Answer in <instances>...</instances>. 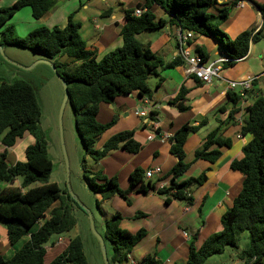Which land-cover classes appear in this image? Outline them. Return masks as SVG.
I'll use <instances>...</instances> for the list:
<instances>
[{
	"label": "trees",
	"instance_id": "16d2710c",
	"mask_svg": "<svg viewBox=\"0 0 264 264\" xmlns=\"http://www.w3.org/2000/svg\"><path fill=\"white\" fill-rule=\"evenodd\" d=\"M58 1L17 0L8 7L0 8V30L22 9L28 8L32 19L38 21ZM152 6L163 9L171 19L156 20L150 12ZM232 6L234 3L217 4L215 0H145L144 4L135 7L146 10L139 17L133 16L132 9L124 11L126 23L120 31L122 45L99 60L80 37L79 24L73 22V14L67 17L63 27H38L23 39L14 36L12 27L7 28L0 33V45L23 47L52 62L57 74L67 84L75 130L84 155L99 162L117 150L128 154H137L141 150V145L134 140V131L120 132L108 139L101 150L95 148L102 134L117 121L114 115L109 122L99 123L96 120L99 105H110L117 97L129 94L150 100L149 77L156 76L159 69H172L184 64L179 57L164 63L137 36L173 24L184 34L219 39L229 60L223 64V68H229L247 55L250 42L264 37V4L257 6L263 23L256 34L245 31L231 40L221 32L219 25L227 19ZM195 53L203 61L208 60V55L201 48H196ZM186 94L187 90L181 88L167 105L180 113L186 112L189 109ZM230 98L237 104L239 96L231 95ZM233 113L229 115L231 120ZM40 114V105L30 84L22 79L7 83L0 78V183L20 181L19 187L10 186L0 190V223L5 227L8 245L13 246L22 238H28L9 259H4L0 252V264H43L45 245L50 237L69 233L76 224L70 207L73 200L69 196L64 198L57 185L49 182L53 165L47 154L45 135L39 127ZM153 115L151 111L149 120L153 119ZM201 124L196 127L183 125L169 139V153L177 162L167 175L169 186L166 188L155 190L156 181L143 182L145 171L140 168L130 173L129 187L124 191L119 188L116 177L84 171L87 186L99 195V201L95 203L97 208L100 202L114 196H119L130 205L128 195L131 192L138 195L155 192L163 197L164 204L174 200L191 206L193 190L207 181L209 168L196 178L181 182L177 179L195 161L214 164L223 150L232 145L231 139L223 134L224 128L216 127L195 151L193 160L186 162L183 147ZM26 134L33 138V144L25 149L22 161L8 166L9 150ZM240 134L250 137L242 147V158L230 163V169L242 176L240 191L232 200V206L220 217L221 230L218 233L209 236L198 248L194 246L193 236L185 264H204L207 258L220 255L227 248L239 251L236 258L240 264H264V96L255 98L245 107ZM81 161L84 162V158ZM55 203L58 206L52 207ZM121 220L120 213L116 212L104 222L102 237L106 249L109 248L111 252L109 264L126 262L133 248L146 235L143 229L134 234L120 229ZM243 233H247L248 245L239 250ZM49 264H87L80 237L71 238L66 249ZM138 264L161 262L152 254L143 257Z\"/></svg>",
	"mask_w": 264,
	"mask_h": 264
},
{
	"label": "crops",
	"instance_id": "0c3cea01",
	"mask_svg": "<svg viewBox=\"0 0 264 264\" xmlns=\"http://www.w3.org/2000/svg\"><path fill=\"white\" fill-rule=\"evenodd\" d=\"M16 1L0 0V8L8 7ZM215 1L217 4L234 3V6L228 10L227 19L219 25V30L229 39H235L245 31L256 34L260 30L263 19L257 6L263 5L264 0ZM144 2L145 0H59L56 6L38 21H34L30 10L24 8L19 13L21 12L26 20V23H22L25 31L20 32L27 35L38 27L47 29L63 27L67 17L73 14V22L79 24L80 37L86 43L87 49L97 54V60H99L122 45L120 31L126 23L124 11L140 10L135 7ZM150 12L154 14L156 20L171 19L163 9L157 6H152ZM183 35L184 32L177 26L166 24L158 30L138 35L137 39L140 41L139 38L142 37L140 42L147 44L153 53L163 59L164 63H170L177 57L183 60V51L189 55L197 54L196 48H201L208 55L207 61L217 62L219 59L226 58L219 39L192 35L188 41L180 45L179 37ZM3 49L6 48L2 47ZM223 64L219 65L220 80L213 77L209 84H203L189 75L186 72L185 63L172 69H159L157 75L152 76L153 80L148 81L151 91V99H146L148 106L136 94L117 97L110 105H99L96 117L99 123L109 122L114 115L117 116V121L102 134L103 142L101 139L102 143L100 142L96 149L103 146L112 136L123 131H134V140L141 145V150L137 154L117 150L99 161L105 167L102 175L109 178L116 177L118 186L123 191L128 189L129 175L136 168L144 170L145 173L156 168L160 169V174L154 175L151 179L144 177L143 182L155 183L156 181L155 190L169 186L167 175L177 162V159L169 153V139L183 125L196 127L202 123L197 131L188 137L183 147L185 159L189 163L205 137L216 127L224 128V136L232 141L231 147L223 150L221 157L214 164L202 160L195 161L177 179L181 182L196 178L209 168L206 174L207 181L193 190L191 206L174 200L164 204L163 199H160L155 192L147 195L131 192L128 195L130 206L135 208L133 215L127 216L128 218L120 214L122 218L120 229L130 234L143 229L146 235L133 248L128 255V260L122 264H138L143 257L152 254H155L161 264H185L193 236H195L194 246L198 248L205 239L221 230L220 217L232 206V200L241 188L242 176L230 169V163L242 158V147L250 139L249 136L243 137L240 134L244 109L255 98L263 96L264 37L250 42L247 55L231 67L223 68ZM15 77L16 74H13L11 79H17ZM252 79L256 80L252 83V89L247 92L244 101L239 99L237 104H234L230 96H239L240 90L229 91L227 83ZM181 88L187 90L186 105L189 107L183 113L167 105L168 101L177 96ZM145 107L154 112L152 120H149V115L140 116L139 112ZM232 112L234 113L231 120L229 115ZM30 137L26 134L9 150L6 160L8 166L20 161V156H16L14 151L15 147L22 142L26 144L21 155L24 159L25 149L34 141ZM8 159H11L9 163ZM192 172L193 176L190 175ZM19 184V180H15L12 184L1 182L0 190L10 186L19 187ZM101 233L103 236L104 229ZM70 239H65L62 235L58 236L56 244H53L52 250L56 253L52 260L66 249ZM27 240L28 238L25 237L13 246L8 245L5 227L0 223V252L4 259H9ZM45 249L47 254L46 245ZM228 249H225L223 253ZM231 250L233 251L231 256L235 257L233 264H240L236 258L239 251ZM231 256H229L230 260ZM48 262L49 260L43 264H49Z\"/></svg>",
	"mask_w": 264,
	"mask_h": 264
},
{
	"label": "rangeland",
	"instance_id": "374dc122",
	"mask_svg": "<svg viewBox=\"0 0 264 264\" xmlns=\"http://www.w3.org/2000/svg\"><path fill=\"white\" fill-rule=\"evenodd\" d=\"M22 23H26V20L23 18L21 12H18L16 16L9 19L0 30V33L12 27L14 36L18 39H23L28 34L23 35L25 34L23 33L25 30ZM22 30L23 32L21 33L20 31ZM139 39L142 41V37ZM1 47L6 48L5 50L3 49V53L7 60L0 54V78H3L7 82H12L11 78L13 74H16L15 78L22 79L32 86L39 102L41 109L39 127L45 135L47 154L53 165L49 182L57 185L64 198L68 196L70 198L71 196L74 197L79 205L90 212L94 230L102 237L101 232L104 229V222L106 220L115 212L123 214V216L128 218L127 216L133 215L135 206L133 208L119 196H114L108 201L100 202V207L97 208L95 203L99 201V195L89 189L83 178V173L84 171L103 173L105 172V167L84 155L75 130L73 110L69 103L63 109L61 127L59 126L58 115L63 98L60 80L49 65L41 62L45 60L41 54L15 45H1ZM62 61H66V59H62ZM151 80H153L152 76L149 77L148 81ZM262 94L264 96V90ZM101 137L96 143L95 148L101 142ZM25 145V142H22L16 146L17 148L15 147L14 153L16 156H20V161L23 159L21 155L23 154L22 151ZM101 149L102 146L99 150ZM111 154L113 153L108 154V156ZM11 157L13 158V156ZM83 158L84 162L81 161ZM10 161L11 159H8V163ZM192 171L194 172L195 170ZM193 172L190 173L191 176H193ZM159 198L163 199L160 196ZM70 205L76 224L69 233L62 234V237L67 239L79 236L82 241L83 253L87 264H104L98 241L91 232L87 215L75 203H71ZM55 206H58V203H55L52 207ZM45 216L47 217V214ZM58 236L61 235L51 236L49 242L46 244L47 254L44 257V263H47L48 260L50 262L55 256L56 251L52 249L53 244H56ZM239 245L240 250L246 248L248 245L247 233H243L240 236ZM106 250L107 259H110L111 252L109 248ZM231 253L233 251L229 248L222 255L207 258L204 264H233L235 257L231 256ZM229 256L232 257L231 260Z\"/></svg>",
	"mask_w": 264,
	"mask_h": 264
},
{
	"label": "built area",
	"instance_id": "2783aa9c",
	"mask_svg": "<svg viewBox=\"0 0 264 264\" xmlns=\"http://www.w3.org/2000/svg\"><path fill=\"white\" fill-rule=\"evenodd\" d=\"M241 3V2H240ZM143 11L141 10H135L133 12V16L139 17ZM191 38V34L187 33L183 36L179 37V44L182 45L186 41H188ZM183 60L186 66V72L189 75H192L195 79L199 80L203 84H209L212 80V78H217L220 80L219 72L220 68L219 65L221 63L229 62L228 59L223 58L219 59L217 62H210V61H203L201 57L197 54H190L186 53L185 51L182 52ZM256 79L252 80H243V81H229L227 83V89L229 91H233L235 89H239V99L243 100L246 98V94L248 91L252 89V83ZM144 100V104L148 106V102L146 99ZM151 110L150 108H144L141 109L140 116H148L150 114ZM160 174V169L156 168L155 170L148 171L145 173L146 179H151L154 175ZM135 264V263H133Z\"/></svg>",
	"mask_w": 264,
	"mask_h": 264
},
{
	"label": "water",
	"instance_id": "95a60500",
	"mask_svg": "<svg viewBox=\"0 0 264 264\" xmlns=\"http://www.w3.org/2000/svg\"><path fill=\"white\" fill-rule=\"evenodd\" d=\"M0 54L1 56L7 60L5 58V55L3 53V50H2V47L0 45ZM42 63H45L47 65H49V67L52 69V71L55 73V75L58 77V79L60 80L61 82V85H62V89H63V98H62V102H61V105H60V110H59V115H58V121H59V126L61 127V118H62V112H63V109L65 107V105L67 103L70 104L69 102V93H68V90H67V84L66 82L63 80V78H61L58 74H57V71H56V68L55 66L52 64V62L48 61V60H44V61H41ZM16 66H19V65H16ZM66 167H67V164H66ZM67 171H68V167H67ZM68 175V174H67ZM71 199L73 200V202L87 215L88 219H89V223H90V229H91V232L93 233L94 237L97 239L98 241V244H99V247H100V250H101V254H102V258H103V262L104 264H109L108 262V259H107V252H106V246H105V242H104V239L103 237H101L100 235H98L95 230H94V226H93V219H92V216L90 214V212L88 210H86L83 206L79 205L76 201V199L74 197L71 196Z\"/></svg>",
	"mask_w": 264,
	"mask_h": 264
}]
</instances>
